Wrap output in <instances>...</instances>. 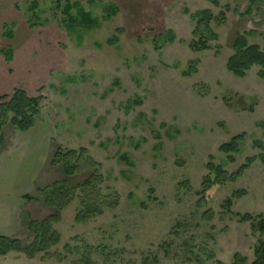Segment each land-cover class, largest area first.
Returning <instances> with one entry per match:
<instances>
[{
	"label": "rangeland",
	"instance_id": "374dc122",
	"mask_svg": "<svg viewBox=\"0 0 264 264\" xmlns=\"http://www.w3.org/2000/svg\"><path fill=\"white\" fill-rule=\"evenodd\" d=\"M64 1L15 3L0 32V46L13 51L11 62L0 56V97L15 89L42 97L29 132L45 129V162L28 196L54 182L81 184L84 176L69 179L50 160L58 148L86 149L101 165V194L118 205L105 199L100 215L77 223L74 199L52 225L57 245L31 264H193L187 253L204 246L224 264L236 253L251 264L264 236L235 215L264 213V165L256 160L235 182L203 193L202 183L211 159L231 174L261 154L254 142L264 145V79L258 68L235 77L226 63L238 34L255 32L249 44L264 51V0H68L90 14L89 26L72 25L68 16L79 21L80 11L66 15ZM201 11L217 19L215 39L194 51L190 17ZM15 133L5 130L0 154L17 149ZM240 134L245 142L230 163L219 147ZM48 214L23 198L13 239L32 243L24 221Z\"/></svg>",
	"mask_w": 264,
	"mask_h": 264
},
{
	"label": "trees",
	"instance_id": "16d2710c",
	"mask_svg": "<svg viewBox=\"0 0 264 264\" xmlns=\"http://www.w3.org/2000/svg\"><path fill=\"white\" fill-rule=\"evenodd\" d=\"M207 1L219 6L218 0ZM64 3V13L66 15L72 9V6L77 7L80 11L81 19L79 21L68 16L72 25L89 26L92 24L93 21L90 14L82 10L81 4L71 3L68 0H65ZM107 8L116 13L115 7ZM190 18L195 25L193 34L198 38L190 43V48L194 51L208 50L209 39H215L211 33L210 24L215 20L217 21V19L209 11L196 12ZM9 32L6 31L5 36L11 38L12 34ZM256 35L255 32H245L236 35L233 43V54L226 63L227 71L233 76L242 78L252 68H258V78L264 79V51L256 45H250L248 41ZM12 55L11 47L0 46V56L6 62L12 61ZM41 101L42 97H30L22 89H15L10 96L0 97V152L4 148V132L7 128H12L19 133H26L35 126L41 114ZM245 138V134L231 138L228 143L219 147V152L226 155L230 163H235L234 156L240 153ZM254 148L260 150L261 154L247 158L245 163L231 174L225 172L219 165H215L211 159L206 167L209 171V176L203 179L202 186L204 190L202 193L208 191L214 185L221 186L235 182L256 160H259L264 165V145L260 142H254ZM50 167L60 169L62 174L69 179L84 176V181L75 186L66 180L54 182L48 188L38 190V198H32L28 195L24 196V200L28 202H41L45 209L49 211V214L42 220L28 219V216L26 217L27 220L24 221L25 228L33 239L29 245L23 244L18 239L0 236V256H5L9 253H19L30 261L37 254L48 252L59 241V235L52 229V225L60 221L63 209L76 198L80 200V210L75 218L77 223L86 222L92 215H100L101 209L99 206H102V202L105 199L110 205L108 208H115L118 205L116 196L110 195L111 197L105 198L101 194L99 189L103 184V177L100 172L101 165L88 156L86 149L62 151L58 148L52 155ZM211 174L214 175V179H212ZM241 194L243 193H235L233 197H239ZM231 204L232 198L226 200L225 205L230 206ZM235 216L239 219V222L251 223L253 230L264 236V213L256 217L249 214H236ZM187 256V261L193 264H224L217 260L214 252L205 246L203 248L199 247L197 253H193L190 250ZM253 257L254 260L251 264H264V241H258L254 248ZM83 262L84 264H91V261L87 258H83ZM230 264H247V259L236 253L233 255Z\"/></svg>",
	"mask_w": 264,
	"mask_h": 264
},
{
	"label": "crops",
	"instance_id": "0c3cea01",
	"mask_svg": "<svg viewBox=\"0 0 264 264\" xmlns=\"http://www.w3.org/2000/svg\"><path fill=\"white\" fill-rule=\"evenodd\" d=\"M19 1L21 0H0V32L11 21L15 3ZM44 130L40 128L35 133L16 131L17 149L0 154V236L13 238L22 229L17 214L22 199L30 194L29 191L37 181L40 168H43L45 162L42 157L46 139ZM34 155L40 157V160L43 159L41 164L33 160ZM0 264H31V261L19 253H9L0 256Z\"/></svg>",
	"mask_w": 264,
	"mask_h": 264
}]
</instances>
